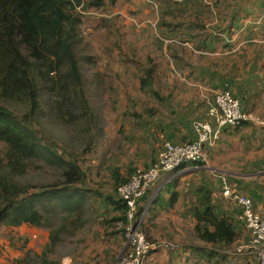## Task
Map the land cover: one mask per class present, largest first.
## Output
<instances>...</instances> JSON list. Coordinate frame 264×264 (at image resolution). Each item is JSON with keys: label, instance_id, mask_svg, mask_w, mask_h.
<instances>
[{"label": "rangeland", "instance_id": "374dc122", "mask_svg": "<svg viewBox=\"0 0 264 264\" xmlns=\"http://www.w3.org/2000/svg\"><path fill=\"white\" fill-rule=\"evenodd\" d=\"M84 1L86 5L89 2ZM233 1L238 10L244 7L243 12L250 13L261 27L264 26V0ZM161 4L164 3L158 0H118L116 5L106 0V4L98 8L78 9L81 22L77 23L76 53L81 60L84 80L80 88L82 93L76 91L74 98L84 95L88 101L86 128L79 133L70 130L69 126L63 130L56 115L46 106L36 118L35 128L45 139L57 143L60 150L65 148L67 156L77 157L86 173L85 182L80 186L89 191L88 203L92 210L86 215L84 225H67L66 233L51 250L47 228L27 224L16 228L0 226V247L3 246L0 258L4 260L0 264H25L27 261L30 264H114L120 255L123 232L115 218L121 212L116 208L114 214L110 206L111 203L118 205L115 201L120 200L114 187L121 182L115 179V171L119 168L121 176L127 179L134 169L147 167L137 164L143 158L140 154L145 148L153 151L155 144L160 142L159 132L149 131L148 124L143 127V121L149 119L150 110H157L161 103L146 92L147 89H141L140 79L150 58L160 65L169 60L163 42L157 37L158 25L153 20L158 13L159 22H162L160 16L167 6ZM223 10L225 6L222 5L219 11ZM165 17L163 15V19ZM42 96L43 100L49 98L44 90ZM250 119L262 130V117L258 119L250 114ZM243 126L245 123L237 128ZM225 144L224 149L227 148ZM3 151L4 147L0 145V153ZM225 153L235 154L238 160L246 157L237 145ZM26 180L41 186L58 184L61 177L51 167L35 165L29 168ZM213 187V203L222 211L226 208L231 211L233 204L222 196L220 187ZM149 215L148 211L144 221H151ZM144 231L152 239L149 231ZM175 231L178 233L179 229ZM182 233L184 237L193 235L188 226ZM5 242L7 248H4ZM234 247L228 253L232 254ZM232 258L236 259L233 262L240 263V258ZM200 263L191 261L188 264Z\"/></svg>", "mask_w": 264, "mask_h": 264}, {"label": "trees", "instance_id": "16d2710c", "mask_svg": "<svg viewBox=\"0 0 264 264\" xmlns=\"http://www.w3.org/2000/svg\"><path fill=\"white\" fill-rule=\"evenodd\" d=\"M166 2L167 8L160 16L163 23L167 21L164 12L183 14L190 10L185 3ZM105 4L106 0H89L87 5L84 0H0V145L4 147L0 153V226L47 228L50 250L66 233L67 225H84L92 206L88 203L89 191L80 186L86 173L77 157L67 156L65 148L60 150L57 143L45 139L35 128V120L46 106L63 130L68 126L77 133L85 130L88 101L84 95L74 98L84 80L76 53L79 10ZM230 6L237 9L234 4ZM152 63L150 58L140 79L141 89H147L162 104L166 101L161 93L163 84ZM42 90L48 99L43 100ZM156 111L150 110L148 116L154 119ZM35 165L58 171L61 182L41 186L28 182L29 168ZM128 178L116 169L115 179L120 184ZM115 202L121 204L117 205L121 215L115 221L124 224L126 203L122 199ZM199 206L194 211L195 234L213 247L206 249L200 264H243L233 262L236 259L232 257L241 259L240 255L228 253L239 244L233 215L216 211L218 206L208 189Z\"/></svg>", "mask_w": 264, "mask_h": 264}, {"label": "crops", "instance_id": "0c3cea01", "mask_svg": "<svg viewBox=\"0 0 264 264\" xmlns=\"http://www.w3.org/2000/svg\"><path fill=\"white\" fill-rule=\"evenodd\" d=\"M158 2L164 3V0ZM171 2L173 5L185 3L190 10L183 14L172 13L179 14L177 18L164 12L165 23H159L158 13L153 19L158 25L157 37L163 42L162 47L169 60L161 65L154 61L152 63L157 69V79L163 84L161 93L166 101L157 108L154 119H145L148 130L153 132L155 129L160 138L153 151L145 148L144 153L140 154L143 158L137 164L148 166L156 159L164 138L172 142H190L195 139L192 123L207 117V101L218 90L230 87L239 98L243 110L258 119H264V26L261 27L250 13L243 12L244 7L234 10L230 6L233 0ZM222 4L225 10L219 11ZM161 5L166 7L167 2ZM254 121L247 120L243 122L245 126L240 128L224 127L219 140L207 146L206 163H191L165 173L158 187L151 188L140 201L137 217L149 211L148 218L151 220L144 221V215L141 227L144 226L152 235V240L161 245L146 264L201 262L206 249L213 248L195 234L197 221L194 211L201 207L200 201L207 189L214 202L213 185L215 188L220 187L223 196L222 175L227 176L234 189L250 196L256 212L264 215V126L261 130ZM155 125L160 126L154 128ZM235 141L239 142L233 144ZM236 145L246 154L242 160H238L233 153H225L230 148L235 149ZM158 195L159 201L156 200ZM231 203L234 207L231 211L227 208L222 211L220 206L216 210L227 216L233 215L239 237L237 243L241 244L249 238V231L237 220L238 207ZM110 206L115 214L117 204L111 203ZM126 212L127 206L125 218ZM123 222L118 224L122 227L124 248L127 219ZM186 226L193 235L184 237L182 231ZM176 228L179 229L178 233ZM177 240L181 243L180 249L170 250L166 243ZM4 244V248H7L8 243ZM2 251L3 246L0 247ZM240 256V263L257 264L249 255ZM1 261L4 262L0 258Z\"/></svg>", "mask_w": 264, "mask_h": 264}, {"label": "built area", "instance_id": "2783aa9c", "mask_svg": "<svg viewBox=\"0 0 264 264\" xmlns=\"http://www.w3.org/2000/svg\"><path fill=\"white\" fill-rule=\"evenodd\" d=\"M207 117L196 119L192 126L195 139L190 142L175 143L163 139L156 159L147 167L137 168L128 180L117 188V195L127 206L125 226L126 245L114 264H146L148 258L161 247L159 242L149 238L141 224L145 213L137 217L140 201L156 186L165 173L173 172L191 163H206L207 146L213 145L227 126H239L250 119L243 110L238 97L230 87L218 90L207 101ZM223 196L238 207L237 220L249 231V238L235 247L233 254L249 255L257 264H264V215L256 212L253 199L238 192L230 184L227 176L221 177ZM170 250H179V241L171 242ZM165 246V245H164ZM166 247V246H165Z\"/></svg>", "mask_w": 264, "mask_h": 264}]
</instances>
